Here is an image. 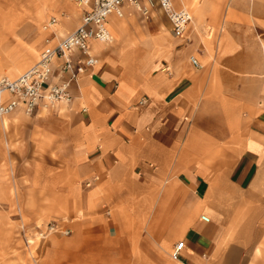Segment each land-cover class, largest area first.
Here are the masks:
<instances>
[{"label":"crops","instance_id":"obj_1","mask_svg":"<svg viewBox=\"0 0 264 264\" xmlns=\"http://www.w3.org/2000/svg\"><path fill=\"white\" fill-rule=\"evenodd\" d=\"M172 1L193 15L185 37L157 21L135 30L141 14L124 3L107 21L113 42L91 41L93 65L79 50L63 76L52 63L49 83L70 80V103L6 115L27 161L37 154L32 193L49 192L51 216L74 229L40 264H264V0ZM54 4L40 52L89 9Z\"/></svg>","mask_w":264,"mask_h":264},{"label":"rangeland","instance_id":"obj_2","mask_svg":"<svg viewBox=\"0 0 264 264\" xmlns=\"http://www.w3.org/2000/svg\"><path fill=\"white\" fill-rule=\"evenodd\" d=\"M52 7H56L54 0H0V69L7 72L3 74L20 72L26 62L36 61L42 45L41 29L44 21L53 14L48 13ZM42 12H47L45 17ZM156 21L170 26L165 15L154 11L150 16L141 14L133 26H136L135 30L146 27L149 31L148 28L156 27ZM6 117V124L0 123L3 145V149L0 145V155L2 153L6 160L0 162V189L4 191L0 198V264H40L41 255L50 251L52 241L73 233L74 229L69 222L67 227L60 225L58 222L62 218L59 216H51L49 192L32 193L36 190L37 154H34V161L32 158L31 162L27 161L28 138L25 135L15 138L14 133L20 131H11ZM11 156L13 160H10ZM40 156L42 172L45 155L40 152ZM43 222L48 225L42 226ZM28 253H35L39 262L33 258L27 262Z\"/></svg>","mask_w":264,"mask_h":264},{"label":"built area","instance_id":"obj_3","mask_svg":"<svg viewBox=\"0 0 264 264\" xmlns=\"http://www.w3.org/2000/svg\"><path fill=\"white\" fill-rule=\"evenodd\" d=\"M77 2L80 6H89V9L83 13L81 22L75 30L54 44L52 39L48 38L47 47L40 52L34 65L24 73L16 77L8 75L0 77V119L18 108H22L27 114H32L39 105L44 108H54L60 103H70L72 101L69 91L70 80H65L61 84L49 83L52 63L57 58L63 60L61 66L63 76L72 69L71 53L79 50L86 55V58L78 62L93 65L95 58L90 51L91 41L113 42L114 38L107 21L111 15L124 16L122 8L124 3L145 16H150L153 11L161 9L171 24L173 35L178 38L185 37L193 20L189 9L176 8L172 0H93L92 3L88 0H77ZM58 22L56 16L48 17L43 23V30L55 35L54 26ZM191 61L196 67H200L196 57L192 56ZM204 219L209 220L207 217ZM184 245V242L176 244L172 253L174 259H178Z\"/></svg>","mask_w":264,"mask_h":264},{"label":"bare ground","instance_id":"obj_4","mask_svg":"<svg viewBox=\"0 0 264 264\" xmlns=\"http://www.w3.org/2000/svg\"><path fill=\"white\" fill-rule=\"evenodd\" d=\"M3 122V124H6V120L5 118L3 117L2 119H0V123ZM4 196V191H1L0 189V198Z\"/></svg>","mask_w":264,"mask_h":264}]
</instances>
